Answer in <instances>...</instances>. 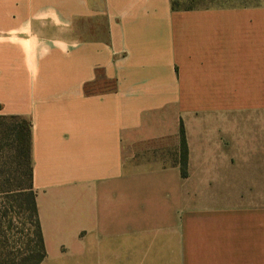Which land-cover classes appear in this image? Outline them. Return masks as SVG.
I'll return each mask as SVG.
<instances>
[{
    "label": "crops",
    "instance_id": "crops-1",
    "mask_svg": "<svg viewBox=\"0 0 264 264\" xmlns=\"http://www.w3.org/2000/svg\"><path fill=\"white\" fill-rule=\"evenodd\" d=\"M180 1L0 0L41 264H264V0Z\"/></svg>",
    "mask_w": 264,
    "mask_h": 264
},
{
    "label": "trees",
    "instance_id": "trees-1",
    "mask_svg": "<svg viewBox=\"0 0 264 264\" xmlns=\"http://www.w3.org/2000/svg\"><path fill=\"white\" fill-rule=\"evenodd\" d=\"M31 132V124L25 119L0 116V158L7 161V169H0V264H41L48 256L33 186ZM186 161L187 147L182 132L183 175H186ZM17 206L31 221L26 238H11L15 219L12 213Z\"/></svg>",
    "mask_w": 264,
    "mask_h": 264
},
{
    "label": "rangeland",
    "instance_id": "rangeland-1",
    "mask_svg": "<svg viewBox=\"0 0 264 264\" xmlns=\"http://www.w3.org/2000/svg\"><path fill=\"white\" fill-rule=\"evenodd\" d=\"M199 1V2H227V1H263V0H182L180 1V7H188V2ZM7 165L6 159L0 158V169L5 170ZM15 216L13 220L11 238H18L19 236H28L31 229V221L27 213L25 214L23 209H20V206H17L15 211L12 213ZM22 233V234H21Z\"/></svg>",
    "mask_w": 264,
    "mask_h": 264
}]
</instances>
